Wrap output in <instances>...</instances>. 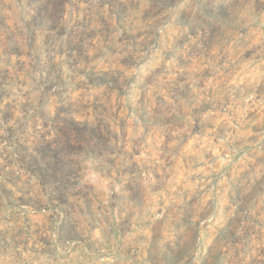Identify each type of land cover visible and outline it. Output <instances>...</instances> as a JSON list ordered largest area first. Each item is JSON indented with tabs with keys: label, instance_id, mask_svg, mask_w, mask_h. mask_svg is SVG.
Wrapping results in <instances>:
<instances>
[{
	"label": "clouds",
	"instance_id": "clouds-1",
	"mask_svg": "<svg viewBox=\"0 0 264 264\" xmlns=\"http://www.w3.org/2000/svg\"><path fill=\"white\" fill-rule=\"evenodd\" d=\"M190 2L183 0L178 6L185 8ZM73 4L65 20L71 16L75 22L87 15L92 27L106 28L103 36L115 53L105 56L109 64L134 55L136 66L132 79L121 76L119 87H94L85 80L90 66L80 65L84 75L77 73L71 89L78 108L75 118L93 125L103 121L111 134V151L96 161V169L91 156L75 157L79 179L67 189V204L50 198L51 189L38 175L9 155L8 141L0 143V264H152L149 249L154 237L160 248L171 245L174 264H201L202 244L206 255L212 249L206 264H264V0H239L235 20L211 38L199 28L193 35L175 22L173 8L154 7V0H119V20L107 4L101 8L93 0L91 11L84 0ZM191 12L194 16L196 9ZM116 39L127 42L126 50ZM193 63L198 75L190 74ZM18 75L25 83L15 86L14 79L8 85L20 99L0 135L7 136L8 127L27 123L32 139L45 131L50 133L45 139H53L55 133L39 122L33 133L32 110L25 113L20 107L37 95L33 80L40 74L26 66ZM157 77V95L172 97L165 113L168 123L141 107L137 93ZM113 88L120 89L117 106L133 110L131 124L128 113L121 119L113 106ZM237 92L238 98L233 95ZM94 96L99 99L94 101ZM234 185L242 188L241 212L232 203ZM90 197H98L100 212L92 214ZM129 211L136 213L131 230L122 217ZM229 221L238 242L217 243ZM69 228L83 242L68 240ZM246 228L252 230L247 237Z\"/></svg>",
	"mask_w": 264,
	"mask_h": 264
},
{
	"label": "rangeland",
	"instance_id": "rangeland-1",
	"mask_svg": "<svg viewBox=\"0 0 264 264\" xmlns=\"http://www.w3.org/2000/svg\"><path fill=\"white\" fill-rule=\"evenodd\" d=\"M89 3L88 11H91L93 0H84ZM183 0H154V7L173 8L171 13L175 17V22L182 26H187L194 35L196 29L204 31L209 38L214 33H218L224 26L230 25L235 20L236 9L239 0H191L190 4L181 8L178 5ZM98 7L109 6L110 13H116L118 20L121 19L120 12L122 5L119 0H95ZM76 7L73 0H0V129L9 124L13 118V110L19 101V96L13 93L8 85L15 79V86L23 85L19 73L25 72V68L30 67L33 72L40 74L39 79H34L33 92L35 97L25 100L20 105L21 110L27 113L32 110V129L36 131V123L44 129H51L55 133L53 139L47 140L45 137L50 133L45 131L37 139H32V133L28 132L27 123L19 127H8V135H0V143L7 140L12 147V153L16 162L21 168L38 175L42 185L51 189L50 198H58L61 204H67L66 192L75 183H78V161L75 159L81 153L85 157L91 156L93 169L98 168L97 160L104 152L111 151L109 148L110 133L107 125L103 121H97L95 125L87 120L79 121L75 118L78 108L71 99V89L76 84L77 73L84 75L83 64L88 67L89 84L98 87L100 84H111L119 87L122 75H127L132 79L131 70L136 66L134 55H123L119 64L113 62L109 64L105 59L107 55H114L109 47V42L103 36L105 29L92 27L87 15L83 20L72 22L65 20L66 13L70 8ZM259 7V3H258ZM196 9L193 16L191 9ZM101 23H104L101 18ZM122 50L125 49L126 41L116 39ZM137 43H143L137 40ZM99 46V50L97 47ZM107 49V51H106ZM250 55V54H246ZM15 57V63L12 57ZM63 58L61 60L60 58ZM59 65H62L59 67ZM67 70V73H65ZM99 73V74H98ZM191 75H198L196 64L193 63ZM167 77H164L166 79ZM138 79V78H137ZM146 80V77H142ZM160 77L147 84L146 90L137 88V93L143 101L141 107L148 108L151 112L157 113L158 119L168 123L170 117L165 115L171 107L169 96L165 100L164 95H157L154 90ZM211 79V77H209ZM183 84V81H181ZM138 87L143 85L138 84ZM17 87V92H20ZM119 88H113L111 100L121 119H125L124 112L128 113L127 123H132L133 110L118 105ZM166 92L167 89L162 88ZM29 94H25L28 96ZM238 98L239 92L234 93ZM12 96L13 99L5 103V100ZM99 97H93V100ZM125 100V104H126ZM139 105V101H137ZM167 105L168 107H164ZM155 106V107H153ZM55 109V114L52 110ZM163 127V123H161ZM31 140V143L29 141ZM0 157L3 153L0 152ZM12 161H9L11 163ZM0 172H3V165H0ZM17 182L20 177H16ZM2 190V189H0ZM7 191V189H4ZM242 188L234 185L230 194L232 203L238 206V212L245 208L244 198H242ZM83 199V198H82ZM93 201L94 212H100L101 208L96 203L98 197H90ZM3 197H0L2 204ZM21 202L24 201L21 198ZM70 207V205H69ZM86 207H88L86 203ZM111 207V205H110ZM118 211V210H117ZM188 213L186 212V218ZM123 223L131 230L136 222V213L129 211L122 214ZM238 218L236 223H238ZM85 223V227L87 223ZM160 225L154 229L159 234ZM252 230L246 228L244 235L247 237ZM66 238L68 240L81 239L74 229H67ZM154 237L152 248L149 249V260L152 264H174L173 249L169 243H165L162 248L155 243ZM181 237H177L176 244L179 247ZM235 237V228L232 221L220 231L217 243L238 242ZM81 242L82 239H81ZM212 249L208 248L205 254L204 245L201 246V256L198 258L201 264H206L207 257L211 255Z\"/></svg>",
	"mask_w": 264,
	"mask_h": 264
}]
</instances>
